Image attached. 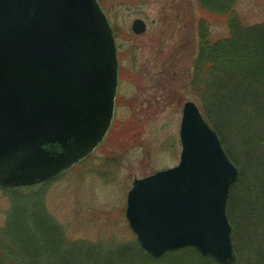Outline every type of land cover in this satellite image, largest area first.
Here are the masks:
<instances>
[{
	"label": "water",
	"instance_id": "95a60500",
	"mask_svg": "<svg viewBox=\"0 0 264 264\" xmlns=\"http://www.w3.org/2000/svg\"><path fill=\"white\" fill-rule=\"evenodd\" d=\"M117 85L115 41L96 0H0V187L38 185L89 156L111 126ZM180 137L179 166L135 182L130 226L154 258L193 247L235 264L227 205L238 170L193 102Z\"/></svg>",
	"mask_w": 264,
	"mask_h": 264
},
{
	"label": "rangeland",
	"instance_id": "374dc122",
	"mask_svg": "<svg viewBox=\"0 0 264 264\" xmlns=\"http://www.w3.org/2000/svg\"><path fill=\"white\" fill-rule=\"evenodd\" d=\"M97 2L112 29L119 59L111 130L91 157L54 181L30 189L0 190V240L13 212L12 197L31 196L53 230L61 231L62 251L80 250L75 252L79 264L89 256L92 264H140L146 253L126 218L128 194L136 181L179 165L184 105L193 102L204 114L203 91L194 85L204 77L196 64L201 28L212 43L230 39L232 18L202 11L197 0ZM234 11L245 26L264 23V0H239ZM136 21L146 24L145 33L133 32ZM210 118L219 124L226 117ZM226 122L220 134L215 131L238 170L227 206L237 264H255L254 255L264 242V209L252 210L264 191V118L251 124ZM7 246L1 247L2 254Z\"/></svg>",
	"mask_w": 264,
	"mask_h": 264
},
{
	"label": "trees",
	"instance_id": "16d2710c",
	"mask_svg": "<svg viewBox=\"0 0 264 264\" xmlns=\"http://www.w3.org/2000/svg\"><path fill=\"white\" fill-rule=\"evenodd\" d=\"M197 1L202 11L232 18L230 39L212 43L207 32L205 33L203 27L201 28V49L196 62L198 69L204 71V77H199L194 83L203 91L201 109L205 119H208L207 122L220 134L219 128H223L227 120L230 123L251 124L250 121H254L257 117L264 118V23L243 25L234 11L239 0ZM207 114L210 116L208 117ZM215 114L226 117L224 122L219 123L220 125L211 121L210 117ZM262 189L264 190V187ZM12 198L15 200L13 212L9 214L8 225L3 230L4 239L0 240V264L81 263L80 259L75 257V252L80 250L72 254L67 250L62 251L64 237H60L61 231L53 230L49 219L39 211L41 209L39 202L32 199L34 197ZM252 207L256 212L264 209V191ZM34 209H38L39 212H34ZM262 235L264 237V234ZM258 240L256 235L255 242ZM5 243L6 246L8 244L7 257L6 254H2L4 251L1 249ZM260 246L254 255L255 264H264V242ZM143 255L145 256L144 259L141 258L140 264H190V262L216 264L213 260L202 257L193 248L170 252L159 260L144 253ZM88 258L85 264H92V260ZM128 263L135 264L132 261Z\"/></svg>",
	"mask_w": 264,
	"mask_h": 264
}]
</instances>
